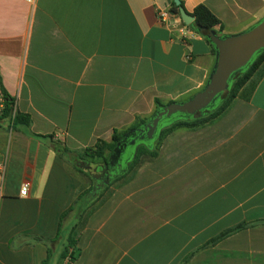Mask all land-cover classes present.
I'll use <instances>...</instances> for the list:
<instances>
[{
	"label": "crops",
	"instance_id": "0c3cea01",
	"mask_svg": "<svg viewBox=\"0 0 264 264\" xmlns=\"http://www.w3.org/2000/svg\"><path fill=\"white\" fill-rule=\"evenodd\" d=\"M180 2L188 14L206 6L220 36L264 19V0ZM170 7L0 0L1 84L30 118L0 120V264H264V74L219 119L165 136L131 173L103 182L99 164L93 179L80 167L83 150L149 120L155 101L182 103L206 86L213 47L178 18L160 23Z\"/></svg>",
	"mask_w": 264,
	"mask_h": 264
},
{
	"label": "trees",
	"instance_id": "16d2710c",
	"mask_svg": "<svg viewBox=\"0 0 264 264\" xmlns=\"http://www.w3.org/2000/svg\"><path fill=\"white\" fill-rule=\"evenodd\" d=\"M170 1L171 7L169 11L172 14L177 15V8L174 6L173 0ZM190 15L194 17V22L189 27L202 34L208 42L209 40L207 39V34L210 31H215L216 34H218L219 36L221 35V32L223 30L221 22L210 12V10L206 6H197ZM199 29H202V31L199 32ZM213 50L214 53H216L214 47ZM262 74H264V50L258 52L246 67L232 75L228 90L217 98L214 105H212L208 110L203 111L197 118L181 116L170 118L168 121L165 120L161 122L159 128L160 130H158L159 132L153 140L144 139L143 141H141L139 138L136 139L135 144L140 143V145L137 147L136 153L132 160L127 164L125 175L131 173L141 163L142 158H157V150L162 140L165 136L169 135L176 129H196L219 119L229 109L230 105L237 97L239 91L243 88V86L253 77L260 76ZM0 95L2 100L0 108V120L8 119L13 126L28 127L30 124L29 116L21 114L15 110L14 100L2 87L1 79ZM155 106V113L160 108H162V105L158 101H155ZM153 116L150 119H152ZM149 120L136 118V123L131 128L123 132L114 131L111 143H105L102 141L97 142L93 148H87L83 150V154L80 155L79 158L82 160L85 158H98L101 159L103 163H106V153L111 154L114 151L116 145L124 138V136L128 132L142 127ZM75 245L76 241L72 239L69 242L68 247L65 248L62 255L63 259L68 258L70 263L75 259ZM69 249H72L70 253L68 252Z\"/></svg>",
	"mask_w": 264,
	"mask_h": 264
},
{
	"label": "water",
	"instance_id": "95a60500",
	"mask_svg": "<svg viewBox=\"0 0 264 264\" xmlns=\"http://www.w3.org/2000/svg\"><path fill=\"white\" fill-rule=\"evenodd\" d=\"M173 3L182 23L186 26L193 24L194 17L184 10L180 0H173ZM207 39L216 53L213 71L203 90L185 102L172 103L160 108L145 125L128 132L116 145L113 155L120 157L128 145L134 146L135 149L138 145L135 141L138 138L141 141L153 140L161 122L166 119L178 116L197 118L214 105L217 98L228 90L232 75L246 67L258 52L264 50V19L248 31L237 35L219 36L215 31H210ZM132 134L141 136H131ZM127 139L132 141L127 144L125 142ZM130 159L128 157L127 161Z\"/></svg>",
	"mask_w": 264,
	"mask_h": 264
},
{
	"label": "flooded vegetation",
	"instance_id": "af4514ba",
	"mask_svg": "<svg viewBox=\"0 0 264 264\" xmlns=\"http://www.w3.org/2000/svg\"><path fill=\"white\" fill-rule=\"evenodd\" d=\"M158 130H160L158 128ZM159 131H156L155 137L157 136ZM131 136H141V135H134L132 134ZM131 139H127L125 142L129 144ZM124 145V144H121ZM124 155V154H123ZM123 155L121 154L120 157L117 155H113V153L110 155L108 161L104 163L103 166H101L99 169L102 181L103 182H108L118 176L122 171H124V168L127 166V164L131 161H127V158L123 160Z\"/></svg>",
	"mask_w": 264,
	"mask_h": 264
},
{
	"label": "built area",
	"instance_id": "2783aa9c",
	"mask_svg": "<svg viewBox=\"0 0 264 264\" xmlns=\"http://www.w3.org/2000/svg\"><path fill=\"white\" fill-rule=\"evenodd\" d=\"M33 1L34 0H24V2L26 3H32ZM171 17H175L181 20L178 14L177 15L172 14L168 10H160L157 12L158 21L164 25H169V20ZM0 108H1V105H0ZM4 170H5L4 163H0V198L2 197V191H3ZM28 187H29L28 183H23L20 188L19 195L22 197H25L28 192Z\"/></svg>",
	"mask_w": 264,
	"mask_h": 264
},
{
	"label": "rangeland",
	"instance_id": "374dc122",
	"mask_svg": "<svg viewBox=\"0 0 264 264\" xmlns=\"http://www.w3.org/2000/svg\"><path fill=\"white\" fill-rule=\"evenodd\" d=\"M169 119H166V121H168ZM132 141V140H131ZM123 160H125L127 158V153L123 155ZM80 167L81 166H85V169L87 170V174L88 176L90 177V179H93V168H92V165L93 166H97L98 164V167L100 168L101 166L104 165V163L102 162L101 159H98V158H85V159H81L80 161Z\"/></svg>",
	"mask_w": 264,
	"mask_h": 264
}]
</instances>
